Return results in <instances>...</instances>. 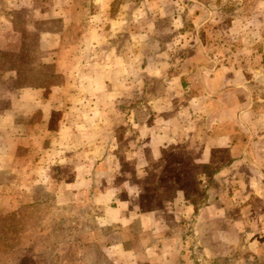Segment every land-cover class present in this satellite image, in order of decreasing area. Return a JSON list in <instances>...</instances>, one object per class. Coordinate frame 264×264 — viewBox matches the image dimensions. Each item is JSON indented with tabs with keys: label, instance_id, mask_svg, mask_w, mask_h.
<instances>
[{
	"label": "rangeland",
	"instance_id": "374dc122",
	"mask_svg": "<svg viewBox=\"0 0 264 264\" xmlns=\"http://www.w3.org/2000/svg\"><path fill=\"white\" fill-rule=\"evenodd\" d=\"M8 166L54 174L24 189L48 204L76 173L79 206L48 215L79 220L75 249L94 264H114L100 248L119 225L98 219L121 202L160 214L149 232L169 236L175 264H264V0H0ZM16 215L0 229L10 220L16 248L34 254L9 263L57 264L25 241L45 212Z\"/></svg>",
	"mask_w": 264,
	"mask_h": 264
},
{
	"label": "crops",
	"instance_id": "0c3cea01",
	"mask_svg": "<svg viewBox=\"0 0 264 264\" xmlns=\"http://www.w3.org/2000/svg\"><path fill=\"white\" fill-rule=\"evenodd\" d=\"M73 174L74 173H72L70 182L64 178L58 181V186L54 190L56 197L53 196L56 200L48 204L46 202L31 201L32 199L25 201L28 197L27 192L24 189L27 187L31 188L30 185L33 184L34 177L36 178L38 176L49 179L53 178L54 174L45 173L44 175H39L38 171L34 170V168L22 169L20 167L12 168V166H8V168L1 167L0 180L3 177L10 178L11 180L9 182L0 181V216H6L7 219H10L12 215L17 214L16 216L19 217L21 209L25 207L43 210L46 214V218H43L42 220L43 223H41L39 229V236L36 237L37 234L32 233L29 234V236L25 235V241L28 240L30 247L36 249V245L32 246L31 243L38 240L39 243L41 242V246L38 247L40 249L38 250L40 252V257H45V259H47L50 256H55L56 258H59V262H56L57 264H74L75 262L78 264L79 262L80 264H94V262L89 261L90 257L94 258L95 256L93 252H80L77 249L80 252L79 253L75 249L76 243L83 241L82 236L80 235L81 223L79 220H71L70 223H63L58 219H51L48 215L49 209L60 210L63 209L64 206L70 204L76 207L79 206L75 200V197L78 198L79 195V177H76V173L75 175ZM30 179L31 181H29ZM49 182L52 184L51 181ZM48 186L49 183L46 185L47 189H49ZM88 192L90 191L88 190ZM88 200H90L89 197ZM88 206L89 207L87 208H92L93 211H95L93 201L91 205L89 204ZM131 211L132 209L127 202H121L119 204V209L110 207L104 211L105 214L103 217L98 219L102 225L96 221L97 217L95 216V212H93L94 217L92 218V221L95 224L98 223L104 228H107V226L115 227L116 225H119V228H117L118 232L114 233L118 235H109V237L106 238L107 245H102V249L100 248L102 257L114 262V264H175L176 256L174 250L171 248L170 251L168 250L169 246L166 247V242H171L169 236L166 235L164 236L165 239H163L162 236H159L154 232H149V230H153V224L158 223V225H160L159 220L162 219L160 214L149 213L148 215H143L138 213L139 209L136 210L137 212ZM112 215H115V217H112ZM9 221L10 220H7L6 223H3V227L0 229V258H3L8 264H10L9 262L13 258H16L21 254H26L27 251L31 255L34 254L32 251H29L30 249L25 250L16 248L14 240L9 236V233H11L10 231H12ZM139 222L141 223V228L134 230L133 226L135 224L138 225ZM150 227L151 229H149ZM69 228L70 231H65V229ZM144 232H148L149 234L148 243L144 248L142 250H136L135 252L129 250L127 243H131V241L135 239L138 240L139 236H144L142 235ZM47 242H55V245L47 248ZM68 242H71L70 244L74 248H65V244ZM68 256L73 257V261L70 263L67 261ZM81 256H84L86 259H80ZM76 258L79 260H76ZM44 262L48 263L49 261L45 260Z\"/></svg>",
	"mask_w": 264,
	"mask_h": 264
}]
</instances>
